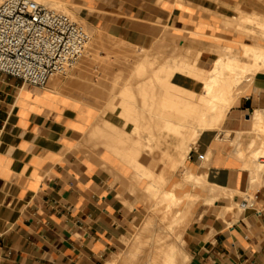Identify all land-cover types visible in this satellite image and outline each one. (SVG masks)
I'll list each match as a JSON object with an SVG mask.
<instances>
[{
    "label": "crops",
    "instance_id": "obj_1",
    "mask_svg": "<svg viewBox=\"0 0 264 264\" xmlns=\"http://www.w3.org/2000/svg\"><path fill=\"white\" fill-rule=\"evenodd\" d=\"M65 1L77 14L127 29L145 50L168 23L202 46L239 38L221 26L232 0ZM211 59L204 50L199 61ZM251 83L221 129L200 134L187 160L208 180L181 235L190 264H264V154L252 157L264 150V128L254 123L264 113V73ZM57 91L0 72V264H106L144 215L126 182L133 170L89 132L98 113ZM45 95L52 100L41 101ZM215 186L227 194L213 197ZM236 193L252 195L254 206L230 210Z\"/></svg>",
    "mask_w": 264,
    "mask_h": 264
},
{
    "label": "bare ground",
    "instance_id": "obj_2",
    "mask_svg": "<svg viewBox=\"0 0 264 264\" xmlns=\"http://www.w3.org/2000/svg\"><path fill=\"white\" fill-rule=\"evenodd\" d=\"M36 1L39 2L42 0ZM47 1L51 3L50 5L54 3L63 4V2L56 0ZM257 23H259L261 27H264V23L259 21ZM90 32L91 41H89L86 46L87 59L95 54L98 45L101 43L100 40L102 37V34H97L96 29L93 27H91ZM92 33L93 35L95 33V37L92 36ZM92 37L94 38L92 39ZM244 44L247 45L249 43ZM259 45H253L252 43L249 49H246V55L251 53L250 56L254 58V62L250 64H243L237 56L218 55L213 60V65L207 70L204 69V71L199 75L193 74L192 69L194 68L189 69L186 66L177 67L174 70H166L164 66L165 58L162 57V59H159L158 56L156 57V53L153 52V50L142 49L144 50V53L136 56L134 63L154 66L157 62H159L166 71L173 74L171 80L166 79L161 82L159 87L151 90L152 94L150 93V99L153 100L156 99V97H160L161 100L163 99L164 101L167 100L171 102L174 101L175 103L176 99L173 98L171 93L172 89L170 88L172 81L176 80L179 76L183 79H194L191 81L193 82V88L189 90L190 96L186 98L188 101L182 106H174L172 104L167 106V109L159 108L157 111L146 110L144 106H139L142 112L141 114H137L128 106L122 107L112 103L108 98L98 96V99L102 104L99 103L96 105H99L98 108L100 107L101 113L98 117L96 116L97 119L93 123V126L89 128L90 131L88 129L87 130L95 135L93 137H97L99 139L100 143L97 139L99 144H103L109 148L121 160L131 167L133 173L131 174L130 179H133L136 185L142 186L149 181H153V188L151 187L152 189L148 190L149 196L154 199V201H151L150 203L148 201L153 210L150 211L154 213L155 209L158 207L162 210V216L154 217L156 213L154 216L151 214L146 221H142L143 223H141L142 225L140 227L138 226L139 223L136 225L138 230L135 233L132 245L124 252L125 255H123L125 258L121 261V264H187L190 256L186 252L182 255V252H184L183 247H185V241L183 239L182 242L178 244L173 235L174 229L178 226H183L184 222L194 212L193 210L197 202L196 197L198 196V193L184 188L187 184H190L193 187L206 188L208 184L206 176L197 175L191 168L186 167V170L184 169V173L180 180L172 184L170 188H166L168 181L166 177L167 172L164 168H158L161 167L160 162L162 160L160 161V157L152 159L149 156L151 150V139L146 137L143 131L137 128L139 120L136 116L144 115L150 119L151 117L155 119L153 123H155L157 127L154 132V137L152 136V138L156 141V147L160 148V145L165 143L162 142V138H165L162 137L164 132L168 135L173 134L176 136V141H182L183 139L187 141V149L185 153L182 151L184 155H182L180 159H176L174 167L176 168L181 163L183 164V160L186 156H189L191 146L195 143L198 136L207 129H220L226 115L232 106H234L241 93L251 83L256 73L264 71V47H262L264 45ZM151 53H153L154 56ZM59 80L60 79L57 75H53L48 82L49 88L57 91V88H60ZM81 81L82 68L77 67V71L76 73L74 72L71 82L72 84H79ZM126 81L127 77L123 76L119 77L117 83L123 86L126 84ZM57 92H59V94H65L60 91ZM117 92L116 94L119 98H125V94H123L121 90L120 92ZM47 100H52L49 95H45V97L41 99L43 102ZM60 102L64 103L66 101L62 99ZM89 103L90 102H88V104ZM90 105H92V103H90ZM255 115L254 123L256 128L258 130L263 129L264 113H260L258 111ZM91 137L89 136L88 138L90 139ZM91 144L92 146L94 145L93 143ZM92 146H89L90 149ZM159 148L158 151L160 153ZM167 149L169 148H166L165 151ZM253 154L252 157L254 156V162V160L261 154H264V150L261 148ZM154 166H158V169H155ZM148 186L150 187V184ZM179 189L183 190L179 191ZM226 191L222 187L215 186L210 193L213 194V197H215V195H219ZM143 196L142 199L144 200ZM231 209H233V207H230V210Z\"/></svg>",
    "mask_w": 264,
    "mask_h": 264
},
{
    "label": "rangeland",
    "instance_id": "obj_3",
    "mask_svg": "<svg viewBox=\"0 0 264 264\" xmlns=\"http://www.w3.org/2000/svg\"><path fill=\"white\" fill-rule=\"evenodd\" d=\"M232 1L233 4L230 6L229 11H227L230 16L224 19L227 20L228 22L223 21V23H221V26L229 30V33L230 31L237 33L239 35V38L233 37V39H235L237 42H229L228 40L225 39H217L216 42L220 43V45L202 46L197 44L194 40H192L189 37L188 33L185 36L177 35L176 33H178V31L174 28V26L171 23H168V25L163 27L159 32V34L154 38L153 43L151 45H146L144 47L151 48L153 52L156 53V57L158 56L159 59L160 58L162 59V57L165 58L164 66L166 70H170L169 68L166 67V63H168L171 65H178L183 67L186 66L189 69L194 68L192 69L193 74H198V75L201 74L204 71V69L205 70L209 69L213 65V60L218 55L237 56L243 64L245 63L250 64L254 62V58L250 56L251 53H248L246 55L247 53L246 49H249L252 43L253 45L256 44L264 45V27H261L259 23L255 22V20H257L259 22L264 23V0H232ZM39 2L47 5L48 7L54 10L57 11L62 10V12L68 14L72 19L80 22L88 31L89 30L91 31V27H93L96 29L97 34H102L100 40L101 43L98 45L95 54L93 56L87 59V55H86L87 48H85L82 56L68 70L66 74L57 75L60 79L59 84L62 86L61 87L59 85L61 89L57 88V90L60 91L61 93H65L66 95L68 94L67 96L70 95L71 97L70 96L69 97L76 100L77 102H81L89 107H92L98 113V116L101 113L100 107L98 108L99 105H96L100 103L98 96L108 98L111 100L112 103L117 104L119 106L122 107L128 106L132 111L136 112L137 114H141L142 112L139 106H144L146 110L157 111L159 108L167 109V106L172 104L174 106L177 105L182 106L184 103L188 101V99L186 100V98L190 96L189 90L193 88V82L191 81H193L194 79H186V78L183 79L180 76L177 77L176 80L172 81V84L170 85V88L172 89L171 92L172 96L173 98L176 99L175 103L174 101L171 102L167 100L164 101L163 99L161 100L160 97H156V99L153 100L150 99L152 94L151 90L153 88L159 87L161 85V82H163L164 80L166 79L171 80L173 74L166 71L163 68L162 64L159 62H157L154 66H147L145 64L134 63L135 57L144 53V50L141 49L143 48V45L135 44L134 38H130L127 29H122L120 27L113 26L111 25V23L108 22L103 23L101 19L94 18L95 14H90V15L86 13L77 14L73 11L74 5L68 2L66 3L65 0L63 4L54 3L52 5H50L51 3H49L47 0H42ZM243 16L250 17L252 19H247L246 22V20L243 19ZM92 36L95 37V33L94 35L92 33ZM94 37H92V39ZM244 43H249L250 45L249 44L246 45ZM177 47L178 48L181 47L180 51L178 52L175 51ZM166 49H167L166 51L167 53H165ZM204 50L210 54L212 58L211 61L209 62L199 61L200 55ZM180 53H182L181 55L184 54L183 55L184 58H181ZM151 54L154 56L153 53ZM77 67L82 68V81L79 84L78 83L72 84L71 80L73 79L74 72L76 73L77 71ZM196 68L198 71L196 70ZM257 73H264V71H260ZM123 76L127 77V81L126 84L122 86L117 82L119 77H123ZM250 85H252V83ZM47 87L49 88L48 84L43 88H47ZM120 90L122 91L123 94H125L124 95L125 98H119L118 95L116 94V92L117 91L120 92ZM68 91H70L71 93ZM245 92L241 93V95H243ZM88 102L92 103V105H90V103L88 104ZM136 117L139 120V124H137V128L143 131L146 137H149L151 139L150 140L151 150L149 156L152 159L155 157H160V161L162 160L161 162L159 161L161 163V164L159 163L161 167H158L159 165L157 167L164 168L165 171L167 172L166 177L168 181L166 184V188H170L172 184L180 180V178L184 173V169L186 170V167L193 169V167L187 165L188 164L187 160L190 156L191 150L195 146L200 135L196 139L195 143L191 146L189 156H186V158L183 160V164L181 163L179 166L175 168L174 166L176 159H180L182 155H184L187 149V141L184 139L182 140L183 142L181 140L176 141L175 139L176 136H174L173 134L168 135L166 132H164L162 137L165 138H162V142H165L164 143L165 145L162 143V145H160V148L156 147V141L154 138H152V136L154 137V132L157 127L156 124L153 123L155 119L153 117H151L150 119L144 115L143 116L139 115ZM98 142L100 143L99 139ZM158 148L160 149V153L158 151ZM166 148L169 149L165 151ZM206 158L208 159V156H206ZM256 160L258 161L259 158H257ZM206 164L207 161L203 165ZM154 167L155 169H158L156 166ZM126 182L129 191L131 193H134L135 195L138 194L136 195L137 200L144 205V215L142 216L139 222L138 225L139 227L142 225L141 223L146 221L149 218V215L151 214H153L152 216H154L156 213L154 217L162 216V210L159 207L155 209L154 213L151 212L153 210L149 203L151 201H154V199L151 196H149L148 190L153 188V181H149L146 184L139 186L135 184L133 179H130V177H128L126 179ZM148 183L150 184V187L148 186L149 185ZM184 189H189L191 191L198 193V196L196 197V200L198 201L200 196L198 189L202 190L204 188L193 187L190 184H187ZM182 190L183 189H179V191ZM142 196L144 197V200L142 199ZM236 197H237L236 203L233 205V209L231 210L242 211L243 209L240 206V202L243 198L246 197V195L243 193H236ZM200 200H203L207 204V201L204 198ZM194 218H195V214L193 212L191 216L184 222L183 226L180 227L178 226L174 229L173 236L178 244L182 242L181 235L183 232L185 233L186 229L191 224ZM136 225L133 226L134 228H133L132 236H125L121 239V243L119 245V253L120 252L121 253L118 255L119 258L117 256L113 260H111L113 258L112 256V258L110 259L111 261L109 262L108 260L106 264H119V263L121 264V261L124 260L125 258L124 252L133 243L135 233L138 230L137 229L138 227H136ZM183 251L184 252H182V255L183 253L186 252V247H183ZM187 264H190L189 259L187 261Z\"/></svg>",
    "mask_w": 264,
    "mask_h": 264
},
{
    "label": "built area",
    "instance_id": "obj_4",
    "mask_svg": "<svg viewBox=\"0 0 264 264\" xmlns=\"http://www.w3.org/2000/svg\"><path fill=\"white\" fill-rule=\"evenodd\" d=\"M90 40L65 12L36 0H0V72L24 83L43 88L53 75L66 74ZM240 206L253 207V196L246 194Z\"/></svg>",
    "mask_w": 264,
    "mask_h": 264
}]
</instances>
